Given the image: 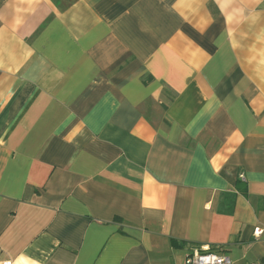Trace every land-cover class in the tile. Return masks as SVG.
<instances>
[{
  "label": "crops",
  "instance_id": "0c3cea01",
  "mask_svg": "<svg viewBox=\"0 0 264 264\" xmlns=\"http://www.w3.org/2000/svg\"><path fill=\"white\" fill-rule=\"evenodd\" d=\"M264 0H0V264H264Z\"/></svg>",
  "mask_w": 264,
  "mask_h": 264
},
{
  "label": "built area",
  "instance_id": "2783aa9c",
  "mask_svg": "<svg viewBox=\"0 0 264 264\" xmlns=\"http://www.w3.org/2000/svg\"><path fill=\"white\" fill-rule=\"evenodd\" d=\"M263 233V229H258L255 232V236L260 237ZM185 264H233V262L225 255H221L210 249H203L188 256Z\"/></svg>",
  "mask_w": 264,
  "mask_h": 264
}]
</instances>
